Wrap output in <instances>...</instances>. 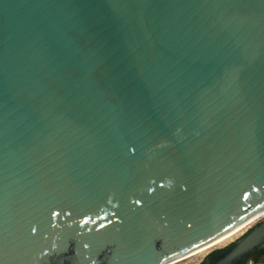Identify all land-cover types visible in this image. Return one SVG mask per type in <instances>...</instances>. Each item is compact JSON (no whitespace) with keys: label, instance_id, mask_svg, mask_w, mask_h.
<instances>
[{"label":"water","instance_id":"water-1","mask_svg":"<svg viewBox=\"0 0 264 264\" xmlns=\"http://www.w3.org/2000/svg\"><path fill=\"white\" fill-rule=\"evenodd\" d=\"M261 213L264 0H0V264H173Z\"/></svg>","mask_w":264,"mask_h":264},{"label":"bare ground","instance_id":"bare-ground-1","mask_svg":"<svg viewBox=\"0 0 264 264\" xmlns=\"http://www.w3.org/2000/svg\"><path fill=\"white\" fill-rule=\"evenodd\" d=\"M263 218H264V213H261L259 216H257L256 218H254L253 220L248 222L241 231L233 234L232 236L228 237L227 239H223V240H219V241H216V242H212V243L208 244L207 246H205V247L193 252L192 254L177 260L173 264H180V263H183L185 261H188L190 263L196 258H197V260H198L199 257L201 258V255H203L205 257L213 249H219V248H223V247L227 246L228 244L232 243L235 239H237V237H240L245 232L247 233V231L252 227V225L256 224L258 221H260Z\"/></svg>","mask_w":264,"mask_h":264},{"label":"flooded vegetation","instance_id":"flooded-vegetation-1","mask_svg":"<svg viewBox=\"0 0 264 264\" xmlns=\"http://www.w3.org/2000/svg\"><path fill=\"white\" fill-rule=\"evenodd\" d=\"M236 241H234L233 243L229 244L228 246H225L224 248L213 249L208 255H206L204 258L199 260V262L197 264H205L208 260L212 259L214 256H217L220 253H222L223 251H225L226 249H228ZM263 257H264V246H262L261 248L255 250L251 255H249L245 259L243 264H258Z\"/></svg>","mask_w":264,"mask_h":264},{"label":"rangeland","instance_id":"rangeland-1","mask_svg":"<svg viewBox=\"0 0 264 264\" xmlns=\"http://www.w3.org/2000/svg\"><path fill=\"white\" fill-rule=\"evenodd\" d=\"M262 220H264V218L261 219L260 221H258L257 223L261 222ZM257 223H256V224H257ZM256 224L252 225V227L255 226ZM252 227H251V228H252ZM251 228H250V229H251ZM250 229H249V230H250ZM249 230H248V231H249ZM248 231H247V232H248ZM245 233H246V232H245ZM245 233H244V234H245ZM244 234H243V235H244ZM243 235H241L240 237H237V239L241 238ZM237 239H235L234 241H236ZM234 241H233V242H234ZM233 242H232V243H233ZM230 244H231V243H230ZM228 245H229V244H228ZM228 245H227V246H228ZM223 248H224V247H223ZM219 249H220V248H219ZM202 258H204L203 255H201V258L199 257L198 260H197V258H196V259H194V260H193L192 262H190V263H189L188 261H185V262L180 263V264H197V263L199 262V260H201ZM195 260H196V261H195ZM258 264H264V257L260 260V262H259Z\"/></svg>","mask_w":264,"mask_h":264}]
</instances>
